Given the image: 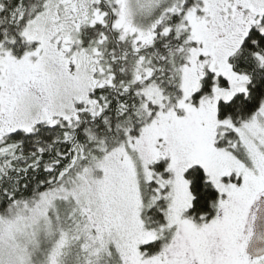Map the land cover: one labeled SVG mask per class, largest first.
Returning <instances> with one entry per match:
<instances>
[{"label": "snow or ice", "instance_id": "obj_1", "mask_svg": "<svg viewBox=\"0 0 264 264\" xmlns=\"http://www.w3.org/2000/svg\"><path fill=\"white\" fill-rule=\"evenodd\" d=\"M0 264H264V0H0Z\"/></svg>", "mask_w": 264, "mask_h": 264}]
</instances>
